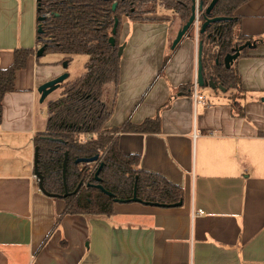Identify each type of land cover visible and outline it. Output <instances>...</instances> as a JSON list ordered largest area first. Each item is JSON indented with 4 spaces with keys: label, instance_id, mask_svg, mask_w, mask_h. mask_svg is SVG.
Returning <instances> with one entry per match:
<instances>
[{
    "label": "crops",
    "instance_id": "0c3cea01",
    "mask_svg": "<svg viewBox=\"0 0 264 264\" xmlns=\"http://www.w3.org/2000/svg\"><path fill=\"white\" fill-rule=\"evenodd\" d=\"M36 11V0H0V69L11 66L15 49L34 51L2 101L0 264H18L19 251L24 264H264V43L235 62L244 118L233 115L225 94L206 88L197 92L202 100L175 96L159 113L160 133L119 135L123 155L139 156L140 169L183 190L181 206L115 203L109 217L62 215L64 201L42 195L33 180V139L61 94L40 103L37 90L66 72L63 55L56 64L35 57ZM235 15L242 35L264 38V0ZM121 25L109 129L154 118L173 90L196 80L198 35H185L159 75L173 25Z\"/></svg>",
    "mask_w": 264,
    "mask_h": 264
},
{
    "label": "trees",
    "instance_id": "16d2710c",
    "mask_svg": "<svg viewBox=\"0 0 264 264\" xmlns=\"http://www.w3.org/2000/svg\"><path fill=\"white\" fill-rule=\"evenodd\" d=\"M150 1H158L164 9L173 11L182 25L190 16L192 0H117L114 11L111 8L115 0H41L37 3V19L45 18L41 24L42 34L36 36L38 46H45L43 56L48 52L57 53L63 55L62 62L67 61L68 64L73 56H86L84 72L72 80L64 81L60 85V97L47 104L45 131L37 133L33 139L34 148L38 149L37 171L48 194H64L62 164L65 154V185L68 193L82 184L77 193L62 198L65 203L62 215L109 217L113 214L116 201L130 200L134 188L137 199L146 206L170 208V205L183 201V190L179 186L158 174L140 169L139 156L123 155L119 150L118 137L124 133H160L159 113L169 107L175 96H191L192 85L173 90L157 115L140 125L127 122L119 128L105 127L113 114L118 90L122 17L134 22L156 21L136 19V5ZM199 1L206 7L211 0ZM249 1L219 0L209 18L226 17L228 20L210 25L204 34L198 36V41H203V76L206 80L211 77L216 85L227 91L234 89L238 92V96L227 97L233 115L238 118L245 117L241 103L244 95L240 76L233 67L238 59L246 57L250 50L264 43V38L241 34L240 18L235 12ZM115 19L119 23L115 44L111 46L108 40ZM245 43L253 47L243 49L233 65L226 69L223 65L224 56ZM174 50L169 48L159 75ZM33 53L32 49H15L11 66L0 69V122L3 97L15 91L16 72L25 68L28 57ZM108 85L113 86L114 92L110 103L105 99V87ZM95 156L98 157L96 163H74L77 158ZM100 164L103 166L96 181L94 174ZM95 185L111 193V197L103 194Z\"/></svg>",
    "mask_w": 264,
    "mask_h": 264
},
{
    "label": "water",
    "instance_id": "95a60500",
    "mask_svg": "<svg viewBox=\"0 0 264 264\" xmlns=\"http://www.w3.org/2000/svg\"><path fill=\"white\" fill-rule=\"evenodd\" d=\"M37 3H39L41 0H36ZM219 0H211L210 3L206 6L203 7L202 3H199L198 6L196 4L195 0H192V6H191V13L190 16L188 18V20L186 21L185 24L182 25V27L177 31L171 46H170V50H174L179 43L182 41V39L185 37V35L189 32V30L194 27V25L196 23H198V18L201 17L202 19V23L200 24L198 31V35H202L206 32L207 28L212 25V24H216V23H220L223 21L228 20V18L226 17H214V18H209V15L212 11V9L214 8V6L217 4ZM117 0H115V2L112 4V11L115 10L116 6H117ZM198 12L200 13V16H198ZM37 21L39 22V24L37 25V30L36 33L37 34H42V28H41V24L45 21L44 17H39L37 19ZM118 20L115 19L114 20V24L113 27L111 29V36L109 38V44L111 46H114L115 44V35L117 32V27H118ZM246 47H253L251 46L249 43H245L239 47H235L231 53H228L224 56L223 58V65L226 69H229L234 61H236L241 53V51L243 49H245ZM202 49H203V41H198V45H197V56H196V85H198L199 87H204V88H210L212 91H225L226 89L221 87L220 85H216L212 78L210 77L209 80H206L203 76V66H202ZM121 47L119 48V55H121ZM45 52V46H41L37 49L36 53H35V57L40 58L43 56ZM217 63V61H216ZM62 67L64 70L67 69L68 67V62H64L62 63ZM69 78V74L67 72L63 73L62 75H60L59 77H57L56 79L46 82L43 85H41L37 92L40 95V99L39 102L42 103L52 92H54L55 90L59 89L60 85L66 81ZM37 156H38V149L34 148V156H33V175L36 177L37 179V188L39 190V192L46 196V197H50V198H63V197H67L70 194H75L77 193V191L80 189V187L82 186V184L80 183L76 189L72 192V193H68L66 185H65V167H66V157L67 154L64 155V161L62 164V181H63V186H64V194L62 196H58V195H54V194H48L42 185V177L39 174V172L37 171V167H36V163H37ZM98 160V157H91V158H77L75 160V164H92V163H96ZM103 164H100L98 169L96 170L95 174H94V179L97 181L98 180V174L99 171L101 170ZM88 186V185H87ZM95 187L97 189H99L103 194L111 197V193L105 191L100 185H95ZM116 203H120V204H127V203H140V201L137 199L136 197V191L134 188L133 191V196L130 200L128 201H116ZM182 205V202L170 205V208H176ZM158 207V206H156Z\"/></svg>",
    "mask_w": 264,
    "mask_h": 264
},
{
    "label": "rangeland",
    "instance_id": "374dc122",
    "mask_svg": "<svg viewBox=\"0 0 264 264\" xmlns=\"http://www.w3.org/2000/svg\"><path fill=\"white\" fill-rule=\"evenodd\" d=\"M136 19L138 21H144V20H156V21H162V22H167L169 25H173V29H172V39L171 41H173L176 32L178 31V29L182 26V22L180 21L179 17L177 14H175L173 11L164 9L158 1H150V2H145L144 4H140L139 6L136 5ZM126 18L122 17V22L125 21ZM202 23V19L201 17L198 18V23H196L194 25V27H192L189 32L186 34L187 36L192 35V37H194L195 35H198V29L200 27V24ZM197 29V30H196ZM122 31V25L120 27V32ZM199 36V35H198ZM206 44H204L205 47ZM171 46V45H170ZM62 55L57 54V53H46L43 57H41L43 60H48L51 63H58L59 61L61 62L62 60ZM66 62V61H64ZM86 62V56H82V55H77V56H73L69 62V65L66 69V72L69 74L70 79H73L75 77L80 76L83 72H84V63ZM217 64V63H216ZM62 65V63H61ZM234 68V67H233ZM112 85H109L108 87H105V98L106 101L108 103H110L111 98H112ZM197 89L198 92H202V91H206V93L208 92V90L204 87H199L197 85ZM209 90H211L210 88H208ZM59 91H62V88L59 87ZM219 94L222 95H226L228 96H238V92L234 89H229L228 91L225 90L223 91H216ZM46 104V103H44ZM58 200H62L61 198H55ZM55 200V201H58ZM129 204V203H127ZM141 204V203H139ZM143 205V204H142ZM20 254V258L18 259V264H24L25 262V253L24 251H19ZM20 260V261H19Z\"/></svg>",
    "mask_w": 264,
    "mask_h": 264
},
{
    "label": "built area",
    "instance_id": "2783aa9c",
    "mask_svg": "<svg viewBox=\"0 0 264 264\" xmlns=\"http://www.w3.org/2000/svg\"><path fill=\"white\" fill-rule=\"evenodd\" d=\"M197 30V29H196ZM38 48H39V46H38ZM37 48V49H38ZM198 89H197V85H196V82H195V85H194V87H193V96H194V98L196 99H199V100H202L201 99V97L200 96H198ZM207 135L208 136H212L213 135V133L212 132H209V133H207ZM33 180L36 182V184H37V179H36V177L33 175ZM199 214H201V212H199Z\"/></svg>",
    "mask_w": 264,
    "mask_h": 264
},
{
    "label": "flooded vegetation",
    "instance_id": "af4514ba",
    "mask_svg": "<svg viewBox=\"0 0 264 264\" xmlns=\"http://www.w3.org/2000/svg\"><path fill=\"white\" fill-rule=\"evenodd\" d=\"M195 1H196L197 6H198V4L200 3V1L199 0H195ZM197 15L200 16V13L198 12Z\"/></svg>",
    "mask_w": 264,
    "mask_h": 264
}]
</instances>
